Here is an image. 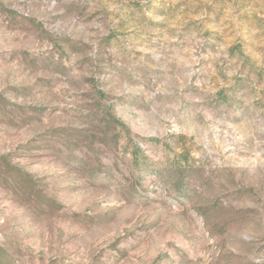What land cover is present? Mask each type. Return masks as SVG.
I'll list each match as a JSON object with an SVG mask.
<instances>
[{
  "label": "rangeland",
  "instance_id": "rangeland-1",
  "mask_svg": "<svg viewBox=\"0 0 264 264\" xmlns=\"http://www.w3.org/2000/svg\"><path fill=\"white\" fill-rule=\"evenodd\" d=\"M0 264H264V0H0Z\"/></svg>",
  "mask_w": 264,
  "mask_h": 264
}]
</instances>
